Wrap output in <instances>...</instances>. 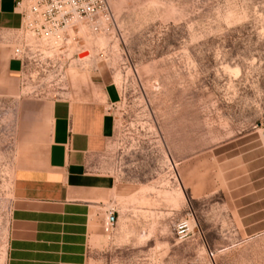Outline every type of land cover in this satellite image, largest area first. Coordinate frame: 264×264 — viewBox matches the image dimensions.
I'll use <instances>...</instances> for the list:
<instances>
[{"label":"rangeland","instance_id":"obj_1","mask_svg":"<svg viewBox=\"0 0 264 264\" xmlns=\"http://www.w3.org/2000/svg\"><path fill=\"white\" fill-rule=\"evenodd\" d=\"M110 9L106 31L93 33L104 37L70 46L78 60L61 62L47 100L8 70L16 33L0 31V264L13 175L28 154L24 112L88 91L99 100L106 85L118 100L95 164L115 188L86 264H264V0Z\"/></svg>","mask_w":264,"mask_h":264},{"label":"crops","instance_id":"obj_2","mask_svg":"<svg viewBox=\"0 0 264 264\" xmlns=\"http://www.w3.org/2000/svg\"><path fill=\"white\" fill-rule=\"evenodd\" d=\"M20 23L13 0H0V31ZM18 69L8 63V70ZM117 100L106 85L99 100L88 91L74 101L49 100L46 111L24 112L28 154L13 175L5 264H86L99 251L101 217L115 185L96 174L95 158L106 150L107 112Z\"/></svg>","mask_w":264,"mask_h":264},{"label":"built area","instance_id":"obj_3","mask_svg":"<svg viewBox=\"0 0 264 264\" xmlns=\"http://www.w3.org/2000/svg\"><path fill=\"white\" fill-rule=\"evenodd\" d=\"M13 2L21 23L18 30L11 31L16 33L10 40L13 45L12 60L19 65L18 76L22 78L24 85L38 89L36 97L47 100L52 88L63 83L61 62L78 60V52L70 53V46L75 40H80L78 26L86 27L92 33L105 31L112 21L111 0ZM52 99L55 98L50 100ZM185 228L187 224H180L177 232L181 233Z\"/></svg>","mask_w":264,"mask_h":264},{"label":"bare ground","instance_id":"obj_4","mask_svg":"<svg viewBox=\"0 0 264 264\" xmlns=\"http://www.w3.org/2000/svg\"><path fill=\"white\" fill-rule=\"evenodd\" d=\"M78 30H79V33L78 34L80 35V37L82 38V40L83 39H92V38H102V37H104V34H102V33L93 36V33L88 28H86V27L78 26ZM105 31H102V32H105ZM69 34H70V32H69ZM103 231H104V233H107L108 232V228L105 229V230H103Z\"/></svg>","mask_w":264,"mask_h":264}]
</instances>
